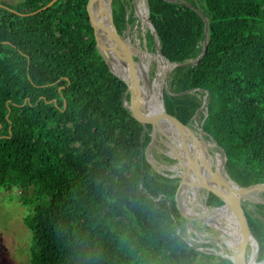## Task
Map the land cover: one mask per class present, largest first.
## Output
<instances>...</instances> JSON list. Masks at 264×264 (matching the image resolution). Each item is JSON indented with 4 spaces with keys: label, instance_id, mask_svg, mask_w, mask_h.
<instances>
[{
    "label": "trees",
    "instance_id": "16d2710c",
    "mask_svg": "<svg viewBox=\"0 0 264 264\" xmlns=\"http://www.w3.org/2000/svg\"><path fill=\"white\" fill-rule=\"evenodd\" d=\"M51 1L0 2V189L34 192L24 221L35 247L31 264H233L181 238V179L158 175L147 163L150 136L123 106L126 85L96 48L88 0H56L42 9ZM181 1L196 6L146 0L161 52L174 63L186 60L178 46L203 42L206 27ZM200 1L206 51L186 68L183 90L207 92L211 104L200 130L206 143L226 151L227 176L240 173L241 187L264 184V0ZM128 5L112 0L114 15ZM99 10L93 7L95 19ZM151 65L152 79L155 58ZM186 104L185 117L178 103L165 109L187 125L198 105ZM134 108L145 113L138 97ZM209 153L216 161L221 156L216 148ZM204 192L208 208L223 205ZM146 201L159 214L142 210ZM248 205L244 200L260 247L257 263L264 258L262 224ZM231 216L225 208L211 214L224 223Z\"/></svg>",
    "mask_w": 264,
    "mask_h": 264
},
{
    "label": "rangeland",
    "instance_id": "374dc122",
    "mask_svg": "<svg viewBox=\"0 0 264 264\" xmlns=\"http://www.w3.org/2000/svg\"><path fill=\"white\" fill-rule=\"evenodd\" d=\"M21 1L22 0H0V2L10 5ZM193 1H195L196 6H192L189 2H183L187 4L186 6L190 5L192 9L196 10L197 14L204 22V18L206 19V17L201 10V1ZM138 7L145 10L146 15L149 17V9L146 0H138ZM111 16L113 21L114 19L117 20V26L114 25L116 28H119L122 38L136 49L145 50L143 53V62L147 65V72L152 69V60L154 58L156 59L155 77L152 79L149 77V79L153 89L156 85L161 87V59L157 55L155 42L151 31L147 28V24L144 25V30H142V25L137 18L132 0L131 6L128 5L120 9L119 13L116 15H114L111 7ZM127 20H134L135 24L132 26L127 23ZM185 44L178 46L180 50H184L183 52L186 60L183 63H174L167 60L168 68L172 69L166 76L165 87L162 91V102L164 107L170 110H173L174 105L178 103L180 112L184 117L188 116L190 112L188 111V104L183 106L182 102L198 105L195 112L189 116V123L187 126L201 136L202 133H199V130L208 107L211 104V100L205 92H198L197 90L184 91L183 80L186 68L190 66L189 63L197 59H194V57L199 54L200 49L203 47V42L196 39L194 40V44H189L188 47ZM104 108L107 110L110 107L105 103ZM111 110L112 109L109 111L111 112ZM141 126L150 136V143L144 152L147 163L158 175L169 178L179 177L178 175H181V171L183 170L178 160L170 156L171 149H169L170 147L168 146L169 141L160 133H154L150 125L141 124ZM177 154L178 157H181L179 150ZM215 157L217 156L215 155ZM215 157H212L210 160L212 165H215ZM182 160L184 161L183 158ZM151 164H154L155 167ZM234 176L235 180L228 178L235 185L240 186V183L244 181L242 175L240 173H235ZM204 191L205 190L190 184L188 187H182L178 193V205L188 216L183 220V225L180 230L181 238L187 245L194 247L200 252L213 254L215 257H221L222 260L231 261L230 258L233 249L229 246H235L238 229L237 224L234 220H232V223H224L223 220L216 221L215 218H209L208 214L212 212L213 208H208L205 205L208 195ZM254 194L255 196L245 200L253 204L248 205V208L253 210L257 218L261 220V236L264 237V214L262 213L264 212V196L261 195L262 193ZM176 195L177 191L175 199ZM35 204L36 201L32 189L22 190L18 187H12L8 190L0 189V264H31L32 253L35 252V247L32 234L25 226L24 221L32 214ZM140 208L152 215H157L160 212L158 205H156L154 201H146ZM204 214H207L208 217ZM259 250L260 247L257 242L256 261ZM251 253L252 248L250 246L247 250L246 258H248Z\"/></svg>",
    "mask_w": 264,
    "mask_h": 264
},
{
    "label": "water",
    "instance_id": "95a60500",
    "mask_svg": "<svg viewBox=\"0 0 264 264\" xmlns=\"http://www.w3.org/2000/svg\"><path fill=\"white\" fill-rule=\"evenodd\" d=\"M55 1L56 0H52L48 5H46L42 9L51 6ZM96 1L97 0H88L86 4V14L93 30L94 40L98 52L106 60L110 71L119 79H121L123 83L126 85V90L122 97L123 106L129 113V115L140 124L151 125L153 123L154 118L163 119L166 122H168L177 131L179 135V139L175 141V144L177 145V149L181 153V157H177L176 160H178L183 170L181 171V175L179 176L181 182L179 184L175 199L176 206L179 212L182 214L184 218L188 217L178 205L177 196L182 187L189 186L188 178L190 175L191 176L196 175V167H200L209 174L212 173L211 174L212 177L210 178L211 179L210 181L219 186L218 193L214 192V189L208 186L206 183L201 182L199 185H197V187L205 190L206 192L213 193L223 202L222 206L213 208L212 211L225 208L233 216L238 229H237L236 243L234 249L232 250V256L230 259L233 264H245V256L248 248L251 246V241H253L255 245H257V241L252 235L251 220L246 210L243 207V201L250 194L264 193V184H252L246 187H240L235 185L228 178L226 174V162H227L226 151L221 146H219L214 140H211L209 143H206L202 138L203 134L200 136L198 133L192 131L187 125L179 121L174 115L167 112L165 107L162 105V103L158 105L155 104L156 111L153 114L152 113L140 114L136 111V109L134 108V101L139 96V94H141L142 90L145 91L144 94L145 97L148 98V100L152 99L153 96V87L148 76L147 65H145L144 62L142 61V55L145 52V50L136 49L130 43L126 42L121 35H119L114 25L111 16V11L108 14L107 25L104 26L103 24L98 22L92 14V7ZM170 1L175 2V0H170ZM111 3L112 0H108V7L110 8V10H111ZM181 3L187 5L183 1ZM132 4L135 13L137 15V18L141 22L142 30H144L143 29L144 25L147 24V28L151 31V34L155 42L157 55L161 59L162 83L160 87V96L162 97V91L165 87L167 73L172 68H168L167 59L161 52L156 29L153 22L150 20V18L147 15L144 17L141 16L138 7V0H132ZM188 6L191 7L190 5ZM204 22L206 27H205V35L203 40V50L195 61L189 63L190 65L199 62L200 59L204 56L206 51L208 26L205 18H204ZM102 27L112 43L110 46L104 45L97 36V30H99ZM110 55L111 56L115 55L120 60L121 65L126 69L125 73L127 74L126 75L127 78L115 72ZM152 131L154 133L156 132L160 133L158 130H152ZM199 133H201V130H199ZM160 134L169 142L173 143V140L169 138L167 135L162 133ZM192 148H195L196 150L199 151L201 155V159H199L198 156L194 154ZM212 148L218 149L221 154L220 158L215 162V165H212L210 161L212 157L211 154L209 153V150ZM204 157L210 161L208 162L210 164L204 162ZM182 158L184 159V161L182 160ZM186 164H188L187 167ZM151 165L155 167L154 164ZM185 182H187L188 185H186ZM258 264H261V262Z\"/></svg>",
    "mask_w": 264,
    "mask_h": 264
},
{
    "label": "bare ground",
    "instance_id": "6f19581e",
    "mask_svg": "<svg viewBox=\"0 0 264 264\" xmlns=\"http://www.w3.org/2000/svg\"><path fill=\"white\" fill-rule=\"evenodd\" d=\"M94 6H99V8H100L99 14H98V17L96 20L98 22H100L101 24H103L104 26L107 25L108 14L111 11L110 8L108 7V0H97L93 4V7ZM93 7H92V14H93ZM139 11H140L142 17L146 16L145 10H142L139 7ZM97 36H98L99 40L104 45L110 46L112 44L111 41L109 40L106 32L103 30V27L100 28L99 30H97ZM111 59H112V64L114 66L115 72L117 74H119L123 77L125 76L127 78V76H126L127 74L125 73L126 69L121 65L120 60L115 55H112ZM142 61H143V55H142ZM154 87L155 88L153 89L152 99L148 100V98L145 97V94H144L145 91H143V90H142L141 94H139V96H138L145 113H152V114L155 113V111H156L155 104L158 105V104L162 103V105L164 106V104L162 102V97L160 96V86L156 85ZM151 128H152V130H158L160 133L167 135L169 138H171L173 140V143L169 142L168 146L170 147L169 149H171V152H170L171 155L170 156H172L176 159L178 157V154H177L178 149H177V145L175 144V141L179 139V135H178L177 131L165 120L157 119V118L153 119V123L151 124ZM192 151L194 152V154L196 156H198L199 159H201V155H200L198 150H196L195 148H192ZM204 162L208 163L210 161L204 157ZM208 164H210V163H208ZM187 166H188V164H186V167ZM211 174L207 173L206 171H204L200 167H196V175H194V176L190 175L189 176L188 184H189V186H190V184L197 186L201 182L206 183L208 186H210L214 189V192L218 193L219 188H217V187H219V186L210 181L211 180L210 178L212 177ZM185 183H186V185H188L187 182H185ZM211 214H212V212H210L208 214L209 218H212ZM204 215L207 216V214H204ZM231 218H232V220H234L233 216H231ZM229 247L231 249H234V245H230ZM251 248H252V246H251ZM245 264H258V263H256L253 249H252V253L248 256V258H246V256H245ZM261 264H264V261L261 262Z\"/></svg>",
    "mask_w": 264,
    "mask_h": 264
},
{
    "label": "built area",
    "instance_id": "2783aa9c",
    "mask_svg": "<svg viewBox=\"0 0 264 264\" xmlns=\"http://www.w3.org/2000/svg\"><path fill=\"white\" fill-rule=\"evenodd\" d=\"M178 176H180V175H178Z\"/></svg>",
    "mask_w": 264,
    "mask_h": 264
}]
</instances>
